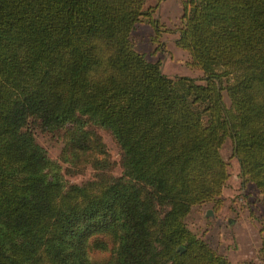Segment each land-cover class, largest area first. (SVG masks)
<instances>
[{
	"label": "trees",
	"instance_id": "obj_1",
	"mask_svg": "<svg viewBox=\"0 0 264 264\" xmlns=\"http://www.w3.org/2000/svg\"><path fill=\"white\" fill-rule=\"evenodd\" d=\"M144 2L0 0V264H234L184 218L219 201L225 137L264 191V0H184L174 43L202 82L134 48ZM30 123L92 177L63 183Z\"/></svg>",
	"mask_w": 264,
	"mask_h": 264
},
{
	"label": "rangeland",
	"instance_id": "obj_2",
	"mask_svg": "<svg viewBox=\"0 0 264 264\" xmlns=\"http://www.w3.org/2000/svg\"><path fill=\"white\" fill-rule=\"evenodd\" d=\"M184 0H145L144 7H151L150 17L155 20L154 30L147 17L141 16L130 31L134 48L149 61H157L163 74L170 77L187 75L202 82V71L189 63L188 53L175 45L176 29L183 23ZM223 101L228 104L225 93ZM36 142L44 148L55 164L65 184L80 183L90 179L93 169L88 165L71 166L60 158L62 140L58 133L40 129L30 123ZM111 167L117 175L119 149L108 131L97 128ZM228 176L219 194V201L194 204L184 218L186 226L202 238L217 253L234 264H264V248L261 244V226L264 221V191H259L248 180H242L232 143L225 137L219 147ZM73 168H80L76 171Z\"/></svg>",
	"mask_w": 264,
	"mask_h": 264
},
{
	"label": "water",
	"instance_id": "obj_3",
	"mask_svg": "<svg viewBox=\"0 0 264 264\" xmlns=\"http://www.w3.org/2000/svg\"><path fill=\"white\" fill-rule=\"evenodd\" d=\"M179 249H181V246H178Z\"/></svg>",
	"mask_w": 264,
	"mask_h": 264
}]
</instances>
